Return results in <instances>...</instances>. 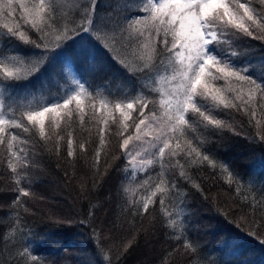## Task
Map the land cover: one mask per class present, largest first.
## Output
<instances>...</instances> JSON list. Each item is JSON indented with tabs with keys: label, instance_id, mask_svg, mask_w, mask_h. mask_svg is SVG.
<instances>
[{
	"label": "trees",
	"instance_id": "obj_1",
	"mask_svg": "<svg viewBox=\"0 0 264 264\" xmlns=\"http://www.w3.org/2000/svg\"><path fill=\"white\" fill-rule=\"evenodd\" d=\"M152 2L57 0L58 23L43 36L18 19L19 13L0 12V61L11 63L12 57H18L27 65L44 58L33 74L21 67L20 79L0 76V115L24 124L5 127L6 141L17 136L11 149L0 144V264H264V142L259 139L264 119L259 96L250 101L257 113L251 122L242 106H218L212 114L222 121L220 128L213 125L185 133L188 139L199 136L204 152L229 167L239 184H230L224 174L193 162L192 157L182 159L184 138L177 150L180 155L169 158L166 149L163 158L155 156L152 142L159 146L155 137L163 135L161 129L167 123L161 101L182 91V77L179 62L157 43L162 31L151 37V45L165 49L164 55L154 57L158 66L140 70L144 58L152 55L151 47L144 48L155 23L144 9ZM248 2L258 13L264 11L260 0ZM6 4L7 0H0V8ZM87 9H93L91 29L54 52L30 43L35 40L50 49L60 31L83 22ZM134 20L141 22L131 36H121L116 29ZM8 28L17 35L7 33ZM101 31L115 49L111 54L96 39L94 33ZM21 32L28 42L21 39ZM207 54L220 66L227 64L264 85V39L230 32L211 43ZM216 68L213 63L206 70L205 81L221 89L232 103L242 105L233 99L235 90H242L247 98L248 88L234 77L213 79L220 75ZM81 85L85 88L83 113L75 110L62 116L59 128L45 117L47 135L41 138L27 122V112L62 104ZM134 100L137 106L146 101L145 114L152 110L165 123L125 149L123 139L134 128L129 121L128 131L122 130L114 105ZM198 103L205 110L212 107L203 98L198 97ZM131 115L136 118L135 108ZM187 115L195 123L194 115ZM166 131L171 134L170 129ZM69 140L71 157L67 155ZM169 177L175 182L172 192H156L158 181L164 179L167 184ZM21 189L29 195L24 196Z\"/></svg>",
	"mask_w": 264,
	"mask_h": 264
},
{
	"label": "snow or ice",
	"instance_id": "obj_2",
	"mask_svg": "<svg viewBox=\"0 0 264 264\" xmlns=\"http://www.w3.org/2000/svg\"><path fill=\"white\" fill-rule=\"evenodd\" d=\"M260 3L264 5V0H260ZM144 10L148 12L151 20L155 23L149 35V42L144 44V48L146 49L151 47L152 55L144 58L145 63L141 66L140 70L156 68L158 63L154 57L164 55L166 49L170 56L175 57L179 62L182 77L180 81L182 91L178 89L177 94L172 99L161 101V105L165 109L166 129H170L171 134L166 129H161L163 135L155 137V141L160 142L159 146L157 147L156 143L152 142V146L156 148L154 155L163 158L166 149L169 150V158L180 155L181 153L177 150L181 149V141L184 138L182 142L186 150L183 151L182 159L192 157L193 162L204 164L206 167L224 174L230 184H239V178L229 167L204 152L203 141L200 140L199 136L193 135L192 139H188L185 133L190 131L195 134L197 129L208 128L213 125L220 128L222 121L216 119L212 114V109L218 106H222L223 109L242 106L247 110L251 122L257 113L256 109L251 106L250 101L257 95L259 96L258 103L261 118L264 119V85L242 74L241 71L231 69L227 64L220 66V61L207 54V47L211 43L220 40L230 32L232 35H235L236 31H238L254 39H264V11L258 13L248 0H243V2L242 0H159L158 3L153 0ZM57 11V0H47V3L46 0H38V3L32 4L25 2V0H18V2L7 0L6 6L0 8V12H4L9 16L19 13L17 18L27 21L31 28L41 33V36H43L46 29L51 30L58 23ZM92 11L93 9L86 10L87 14L82 18L83 22L79 26L60 31L57 36L58 42L53 44L50 49L46 45L37 43L35 40L30 41V43L39 48L43 46L46 52H54L56 49L62 47L66 41L74 39L81 32L91 29ZM140 22L139 20H134L127 24V26L116 30H120L121 36L124 33L131 36V30ZM161 31L163 32V37L157 43L163 44L165 49H158L155 45H151V37L159 36ZM7 33L14 36L17 35V31L12 28H8ZM94 34L96 35V39L100 41L110 54L115 51L114 48L109 47V37L104 31ZM169 35L172 37L171 41L168 39ZM20 37L25 42H28L23 32L20 33ZM43 59L42 57L40 61H33L31 64L27 63V65L18 57H12L11 63L0 61V76L8 79H20L19 73L21 67L25 68L27 74H33L39 70V65L43 62ZM120 62L125 68H130L122 59ZM213 63L217 65L216 71L220 74L213 77V79L234 77L237 82H242V87L248 88L247 98H245L242 90H235L236 94L233 99L242 101V105L232 103L231 100L221 94V89L213 88L209 82L205 81L206 70ZM73 82L75 83V81ZM84 91L85 88L81 85L80 90L64 103L46 107L43 110L27 112V122L34 129H38L41 138L45 137L47 135L45 131V117L49 118L50 125L59 128L62 116L70 115L75 110L83 113L84 101L81 94ZM198 97L208 100L212 107L207 110L203 109L198 103ZM70 105H75V108L71 109ZM92 107L94 108L95 105L92 104ZM100 107L104 109L105 103L101 102ZM147 107V102L143 100L140 101L138 106L135 100L114 105V110L119 111L120 118L123 121L121 124L122 130L124 132L128 131L130 127L129 121H132L131 127L134 128V132H129L127 138L123 139V147L125 149H128L131 141H141L146 137L148 132L145 129L151 130L153 125L159 127L157 113L149 110L146 115L145 109ZM134 108L137 110L135 119L131 115V110ZM189 112L194 115L195 123L188 119L187 114ZM104 122L105 124L107 123V121ZM258 123L259 121L253 123V128H256ZM6 126L21 128L24 127V124L22 121L18 122L17 120H8L0 117V144L6 145L7 148L11 149L13 147L11 141H15L17 136L11 135V141H6L4 138ZM27 130L28 128L25 127V131ZM32 134L35 136L36 132ZM236 134L239 135L238 132ZM259 139L264 142V129L260 130ZM80 147L83 148V145H80ZM68 148L67 155L71 157L74 155L71 140L68 141ZM11 155L15 157L17 153L13 151ZM168 162L170 163L171 159ZM147 163L152 164L153 161L147 160ZM157 163L163 167L164 162L162 160H158ZM12 171H16L15 167L12 168ZM180 175L185 176V173L180 172ZM174 188L175 182L169 177L167 184L164 179L158 181L156 192L166 195L172 192ZM20 191L24 196L29 195L27 190L21 189ZM163 203L164 201L161 199L160 204L163 205ZM144 210L147 211V202L144 205ZM262 243H264V240H262ZM191 247L193 251H196L195 246ZM25 252H27V249H25ZM31 259L36 261L37 257L32 256Z\"/></svg>",
	"mask_w": 264,
	"mask_h": 264
},
{
	"label": "rangeland",
	"instance_id": "obj_3",
	"mask_svg": "<svg viewBox=\"0 0 264 264\" xmlns=\"http://www.w3.org/2000/svg\"><path fill=\"white\" fill-rule=\"evenodd\" d=\"M0 117H3V116H1L0 115ZM4 118V117H3ZM158 121V124H159V128H163L164 127V124L163 123H165V122H162V121H159V120H157ZM153 127H154V130H155V128H157V126L156 125H153ZM152 127V128H153ZM145 131H147L148 133H151L153 130H149V129H145ZM162 133V132H161ZM156 134V133H155ZM133 141H131L130 143H132ZM143 156H145V155H143ZM176 212V211H175ZM175 215V217H177V218H179L180 217V215L179 214H174ZM172 221V220H171Z\"/></svg>",
	"mask_w": 264,
	"mask_h": 264
}]
</instances>
